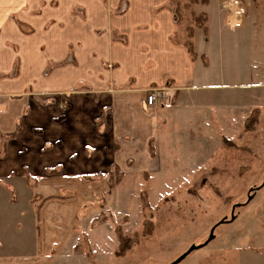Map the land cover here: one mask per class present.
Returning <instances> with one entry per match:
<instances>
[{
    "label": "rangeland",
    "instance_id": "obj_1",
    "mask_svg": "<svg viewBox=\"0 0 264 264\" xmlns=\"http://www.w3.org/2000/svg\"><path fill=\"white\" fill-rule=\"evenodd\" d=\"M169 5L175 26L169 41L184 50L191 44L193 51L197 44L194 57L202 64L208 54L210 65L196 73L204 85L216 86L176 95L170 80L150 86L167 91L157 108L168 112L156 140L146 143L148 156L135 165L128 158L108 172L39 177L42 187L29 192L18 179L1 181L0 264H170L203 244L232 209L234 221L217 226L214 239L179 264L228 256L236 264H264V0ZM34 6L36 26L43 9H67L82 21V43L68 44L61 63L88 66L84 78L111 86L108 74L117 64L98 56L110 52V43L127 45L118 26L128 1L30 0L23 9ZM22 30L34 33L30 26ZM96 45L95 62L87 61ZM89 82L78 87L90 88Z\"/></svg>",
    "mask_w": 264,
    "mask_h": 264
},
{
    "label": "crops",
    "instance_id": "obj_2",
    "mask_svg": "<svg viewBox=\"0 0 264 264\" xmlns=\"http://www.w3.org/2000/svg\"><path fill=\"white\" fill-rule=\"evenodd\" d=\"M29 1L0 0V189L1 181L12 184V179L27 190L41 188L39 177L52 174L81 177L122 169L128 158L135 165L148 156L146 143L156 140L163 127L160 117L168 112L145 105L150 86L170 80L175 95L174 90L216 86L204 85L206 78L196 73L210 65L208 54L204 64L200 57L192 61L184 48L169 41L175 28L169 0H127L124 26L118 28L128 34V42L110 43V52L98 56L117 64L116 73L108 74L112 85L101 88L98 78L83 77L88 66L61 63L68 44L82 43V21L69 17L67 9H43L36 26V6L23 9ZM25 26L34 33L23 32ZM97 47L89 49L87 61L95 62L91 51ZM194 51L199 53L197 44ZM93 66L95 77L97 64ZM88 81L90 88L78 87ZM234 258L189 264H236Z\"/></svg>",
    "mask_w": 264,
    "mask_h": 264
},
{
    "label": "water",
    "instance_id": "obj_3",
    "mask_svg": "<svg viewBox=\"0 0 264 264\" xmlns=\"http://www.w3.org/2000/svg\"><path fill=\"white\" fill-rule=\"evenodd\" d=\"M259 188L256 189V191L258 190ZM251 200V197H248V202ZM232 213H233V209H232ZM231 213V216H230V220H226V219H223L222 221H220L219 223H217L211 230H210V234L207 238V240L201 244V245H193L191 246L185 253H183L179 258H177L175 261H173L172 263L170 264H179L181 263L189 254H191L193 251L195 250H198V249H201L203 248L204 246H206L208 243H210L213 239H214V230L217 226L221 225V224H224V223H230V222H233L234 221V215Z\"/></svg>",
    "mask_w": 264,
    "mask_h": 264
},
{
    "label": "built area",
    "instance_id": "obj_4",
    "mask_svg": "<svg viewBox=\"0 0 264 264\" xmlns=\"http://www.w3.org/2000/svg\"><path fill=\"white\" fill-rule=\"evenodd\" d=\"M236 18V16H234ZM166 91L162 88H151L145 94V105L149 108L157 107L166 102Z\"/></svg>",
    "mask_w": 264,
    "mask_h": 264
},
{
    "label": "trees",
    "instance_id": "obj_5",
    "mask_svg": "<svg viewBox=\"0 0 264 264\" xmlns=\"http://www.w3.org/2000/svg\"><path fill=\"white\" fill-rule=\"evenodd\" d=\"M190 3L191 4H194V3L207 4L208 0H200V2L198 0H190ZM201 19L205 21L206 17L203 16V18H201ZM198 21H199V19H196L195 23L199 25V23H197ZM204 31H205V29H204ZM185 47H186V52L188 53V55L191 57V59L193 61L195 59V57H194V51H193L192 45L191 44H187V45H185ZM250 121L252 122L251 117L247 119L246 124H248V122L250 123ZM245 126H247V125H245ZM149 152H150V148H149Z\"/></svg>",
    "mask_w": 264,
    "mask_h": 264
}]
</instances>
